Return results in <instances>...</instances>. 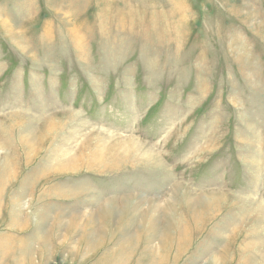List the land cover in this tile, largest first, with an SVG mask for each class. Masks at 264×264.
Returning <instances> with one entry per match:
<instances>
[{"label": "rangeland", "instance_id": "1", "mask_svg": "<svg viewBox=\"0 0 264 264\" xmlns=\"http://www.w3.org/2000/svg\"><path fill=\"white\" fill-rule=\"evenodd\" d=\"M0 264H264V0H0Z\"/></svg>", "mask_w": 264, "mask_h": 264}]
</instances>
